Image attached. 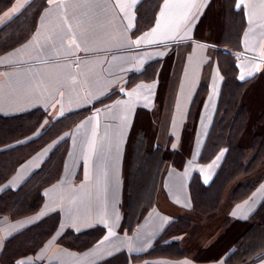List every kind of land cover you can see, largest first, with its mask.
<instances>
[{
    "label": "crops",
    "instance_id": "1",
    "mask_svg": "<svg viewBox=\"0 0 264 264\" xmlns=\"http://www.w3.org/2000/svg\"><path fill=\"white\" fill-rule=\"evenodd\" d=\"M32 2L13 0L0 13V33L9 32ZM238 4L245 27L235 53L243 55L238 76L244 80L264 75V0H236ZM220 8L219 0H48L25 39L0 53V117L33 110L46 114L33 133L0 148L28 149L4 187L17 189L55 149L65 148L61 172L44 188L40 207L17 218L0 216V256L8 239L52 214L58 216L54 233L20 263L240 264L264 250L256 246L264 236H244L235 226L230 246L209 251L234 223L253 214L264 199V181L241 203L222 209V199L216 215L224 218L221 224L210 229L201 221L200 230L175 238L186 249L181 257L157 248L168 244L161 240L171 222L192 211L193 175L209 184L225 156L221 149L211 161L199 162L223 83L218 48L206 41L222 25ZM201 84L207 94L194 130L185 138ZM63 117L75 121L69 130L43 134ZM133 129H138L137 139L129 145ZM149 134L159 150L169 139L170 149L186 155L179 158L180 167L171 162L159 166L149 189L144 179L137 188L132 181L125 188L126 168L138 164L127 150L139 151ZM96 227L103 235L82 251L58 241L66 231Z\"/></svg>",
    "mask_w": 264,
    "mask_h": 264
},
{
    "label": "trees",
    "instance_id": "2",
    "mask_svg": "<svg viewBox=\"0 0 264 264\" xmlns=\"http://www.w3.org/2000/svg\"><path fill=\"white\" fill-rule=\"evenodd\" d=\"M13 0H0V13ZM222 13V25L219 31L210 35L206 41L217 46V62L223 76V83L219 93L217 111L213 124L209 130L199 162L207 163L217 152L225 149V156L215 176L209 184H204L197 174L190 182L192 211L176 218L171 222L161 241L164 246H157L164 254L171 257H181L186 252L175 238L191 229L200 230L202 219L216 218L221 209V202L227 193V206L241 203L250 198L264 181V75L257 74L249 79L238 76V63L234 53L239 51V40L245 27V14L242 7H237L236 0H219ZM48 0H33L11 23V30L0 33V53L20 43L30 33L34 20ZM202 21L198 28L201 31ZM208 38V37H207ZM257 91L261 96H257ZM207 94V86L201 84L193 98L189 119L184 129V137L194 130L195 122L201 105ZM87 110H84V114ZM45 112L33 110L13 117H0V148L27 137L33 133L45 117ZM75 121L73 119H57L53 121L43 134L52 131L50 137L69 130ZM133 129L129 137L135 142L136 132ZM145 133L148 131L145 129ZM142 147L137 152L127 150V155L137 161L141 153L144 156L159 154V162H171L181 166L180 157L185 153H177L170 149L169 139L163 151L154 144L151 135L143 136ZM34 149V147H33ZM28 150L22 146L0 150V216L7 215L17 218L36 211L43 200V190L55 181L62 169L65 148L55 149L39 169L34 171L17 189L5 188L4 184L15 173L16 168L27 154ZM141 151V152H140ZM129 152V153H128ZM180 155V156H179ZM140 159L135 168H126L124 173L125 188L130 186L133 175L142 164ZM126 195V194H125ZM128 198L123 200L125 210L124 220H128ZM58 224L57 214L45 217L30 228L8 239L0 256L1 264H22L20 259L33 255L43 243L54 233ZM235 226L243 229V235L255 233L264 236V199L260 202L248 220L234 223L227 229L223 237L211 248L215 252L218 247L230 246L235 240ZM103 235L102 228L96 227L80 232L66 231L58 241L73 251H82L92 246ZM174 239V240H173ZM169 241V242H168ZM262 240H260L261 242ZM257 243V241H256ZM213 245V246H214ZM155 246V247H156ZM256 246L264 247V243ZM245 251H248L246 248ZM118 258V257H117ZM110 259L99 264H121ZM38 264V263H33Z\"/></svg>",
    "mask_w": 264,
    "mask_h": 264
},
{
    "label": "rangeland",
    "instance_id": "3",
    "mask_svg": "<svg viewBox=\"0 0 264 264\" xmlns=\"http://www.w3.org/2000/svg\"><path fill=\"white\" fill-rule=\"evenodd\" d=\"M210 11V10H209ZM212 12L216 11V7H212L211 9ZM209 12V16L207 18H211V14ZM212 20H215L214 18ZM219 21V20H218ZM214 26V25H213ZM257 96H261V94L257 91ZM141 152V151H140ZM144 153L140 154V157L137 161H139L140 159L144 158V160L142 161V164L139 163V168L137 169L135 175H133L132 177V187L133 188H137L139 186V181L141 179L146 180V182H148L149 184L146 186L148 189L150 188L151 185V180H154L156 173L158 172V168H162V164L161 162H159V154H149L147 156H144ZM160 166V167H159ZM162 169H160L161 171ZM145 186V185H144ZM143 186V187H144ZM224 198V202H223V208H226L227 204L225 201V199L227 198V193L224 194L223 196ZM223 217H218V218H212L211 220H207V219H202V222L205 223L206 225L209 226V228L211 229L213 226L217 225V224H221L223 221ZM202 224V223H201ZM203 225V224H202ZM264 240H262L261 242L257 240V245L262 244ZM240 264H264V250H262L261 252H256L255 255H251L248 258L245 259V261H240Z\"/></svg>",
    "mask_w": 264,
    "mask_h": 264
},
{
    "label": "built area",
    "instance_id": "4",
    "mask_svg": "<svg viewBox=\"0 0 264 264\" xmlns=\"http://www.w3.org/2000/svg\"><path fill=\"white\" fill-rule=\"evenodd\" d=\"M234 59L236 60L237 63H240L243 61L244 58L242 54L234 53Z\"/></svg>",
    "mask_w": 264,
    "mask_h": 264
},
{
    "label": "snow or ice",
    "instance_id": "5",
    "mask_svg": "<svg viewBox=\"0 0 264 264\" xmlns=\"http://www.w3.org/2000/svg\"><path fill=\"white\" fill-rule=\"evenodd\" d=\"M237 7H240V5L238 4ZM244 77L242 76L241 79H243Z\"/></svg>",
    "mask_w": 264,
    "mask_h": 264
}]
</instances>
